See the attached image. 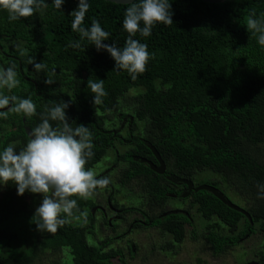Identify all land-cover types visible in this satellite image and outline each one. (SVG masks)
Here are the masks:
<instances>
[{
  "label": "trees",
  "instance_id": "trees-1",
  "mask_svg": "<svg viewBox=\"0 0 264 264\" xmlns=\"http://www.w3.org/2000/svg\"><path fill=\"white\" fill-rule=\"evenodd\" d=\"M45 2L47 8L15 21L0 8V69L15 65L19 80L18 86L0 88V93L30 98L36 105L31 117L12 112L6 119L0 117V151L9 144L17 151L25 147L49 102L64 101L69 105V124L84 125L91 133L94 155L86 169H95L115 153V164L126 165L118 185L129 193L136 190L140 206L115 203L114 192L109 201L123 216H140L131 224L135 230L151 228L171 237L162 250L173 251L183 244L187 227L193 226V208L206 221L202 238L215 257L227 254L246 237L264 236V199H258L257 188L264 184V46L248 29L251 19L264 18V0L223 4L169 0L174 23L156 25L148 37L139 33L134 37L154 54L136 80L125 71H114L109 53L72 31L71 13L79 0H64L61 10L53 0ZM88 3L82 26L90 28L93 19L99 21L110 34L105 43L122 48L128 37L124 15L130 5ZM76 42L79 47L71 46ZM32 59L46 67L35 71ZM47 78L54 83L46 84ZM91 78L104 80L106 95L97 106L87 87ZM131 92L136 94L126 101L128 112H122ZM115 113L125 123V136L109 127L112 121L107 118ZM50 123L54 128L58 124ZM153 149L166 165L163 175L142 162L159 165ZM202 174L214 176L205 185L227 201L231 200L227 192L239 198L245 208L238 207L247 215L210 191H198L203 185L196 179ZM172 177L192 181L193 189L173 183ZM103 188L113 191L110 184ZM76 199L75 218L89 211L82 223L75 225L72 218L56 233L41 232L32 219L42 196L30 192L19 196L14 184L5 185L0 193V264H33L47 251L64 249L71 258L64 264H126L124 252L112 248V239L90 243L96 206L90 199ZM187 201L189 210L165 211L170 202ZM259 258L257 264H264V253Z\"/></svg>",
  "mask_w": 264,
  "mask_h": 264
},
{
  "label": "clouds",
  "instance_id": "clouds-1",
  "mask_svg": "<svg viewBox=\"0 0 264 264\" xmlns=\"http://www.w3.org/2000/svg\"><path fill=\"white\" fill-rule=\"evenodd\" d=\"M64 0H53L57 10L62 9ZM45 0H0V8L6 10L10 21L27 18L34 15L37 9L47 8ZM88 0H79L78 7L71 13L73 32L80 35V39H87L95 48L106 51L115 61L114 71H125L132 80H136L147 70L148 62L154 54H150L146 44L134 37L139 33L143 37L151 35L158 24H173L172 5L169 0H131L126 9L123 29L128 37L124 46L117 47L114 43H105L109 33L105 31L99 21L93 19L90 28L83 27L85 17L89 11ZM255 17V13L253 14ZM249 31L258 34L259 45L264 46V18L250 20ZM79 47V42L71 45ZM34 70L39 72L46 65L30 60ZM46 84L54 81L47 78ZM15 65L0 69V88L11 90L18 86ZM87 87L93 93V104L100 105L106 95L104 80H88ZM40 114V123L32 129L28 143L17 151L14 144H9L0 151V184L12 183L16 186L19 196L26 192L42 196V202L36 208L32 222L41 232L56 233L57 230L70 222L74 217V210L79 211L77 199L92 198L97 187H105L109 180L96 178L93 169H86L92 151L91 133L84 125L75 128L68 122L66 109L68 103L64 101H50ZM0 117L7 118L9 112L31 117L36 114V105L28 99L7 96L0 93ZM50 121L58 122L54 128ZM258 199H264V184H257ZM81 216L86 213L81 212Z\"/></svg>",
  "mask_w": 264,
  "mask_h": 264
},
{
  "label": "rangeland",
  "instance_id": "rangeland-1",
  "mask_svg": "<svg viewBox=\"0 0 264 264\" xmlns=\"http://www.w3.org/2000/svg\"><path fill=\"white\" fill-rule=\"evenodd\" d=\"M17 48V45H14ZM136 93L131 92L126 100L123 102L122 112H128L127 106L129 99H131ZM107 116V115H106ZM119 114H110L107 119L110 118L112 121L109 124L111 130L120 131L122 135H126L127 131L122 127L119 120ZM115 121V123H114ZM111 125V126H110ZM118 151L124 153L125 148L117 146ZM126 168L125 164H115V153L110 152L108 157L95 169L96 178L108 177L109 183L115 190L116 201L126 207L140 206L136 198L138 197L137 191L129 193L124 189H121L118 185L120 174L122 170ZM104 173H106L104 175ZM108 174V175H107ZM214 176L200 175L196 179V183L205 185L209 178ZM5 185L0 184V193H3ZM108 190L106 188L99 187L95 190L94 195L90 200L96 206L95 220L90 222L92 226V232L89 236V241L92 244L97 245L101 240L110 238L113 240V249H120L124 252L126 264H250L258 263L260 260V254L264 253V236L260 233L246 237L243 239L238 246L230 250L227 254L215 257L206 245L205 240L202 236L205 233L206 221L196 212L193 208L191 209V217L193 226H188L186 231V238L183 244L177 246L173 251H164L162 246L171 240L169 236H163L156 229H140L131 230L130 224L135 219L136 215H129L126 222L118 223V228L115 233L112 227L108 226L104 216L99 209H103L108 212V218L111 217V213L107 207ZM230 201L237 206L245 208V204L237 198L234 194L227 192ZM190 203L187 202H170L165 207L167 212H176L178 210H189ZM159 211H157L158 213ZM86 215L79 216L72 219L73 224L82 223L88 216L89 211L85 210ZM140 218V217H139ZM89 223V224H90ZM130 245L136 247L135 250L130 248ZM69 250L64 249L62 252L47 251L46 253L39 256L33 264H64L70 261Z\"/></svg>",
  "mask_w": 264,
  "mask_h": 264
},
{
  "label": "water",
  "instance_id": "water-1",
  "mask_svg": "<svg viewBox=\"0 0 264 264\" xmlns=\"http://www.w3.org/2000/svg\"><path fill=\"white\" fill-rule=\"evenodd\" d=\"M102 1H105V2H108V3H113V4H117V5H130V2L131 0H102ZM137 1V0H135ZM204 3H208V4H223L229 0H200ZM153 152L159 162V165H154L153 163L149 162V161H146V160H142L143 163L145 164H148L150 166V168L158 173V174H165L166 172V165L165 163L163 162V160L160 158L159 154L153 149ZM171 181L175 184H183V185H186L188 186L189 190H192L193 187H194V183L192 181H188V180H183V179H179V178H175V177H172L171 178ZM198 191L199 190H207V191H210L212 193H214L223 203H225L226 205L230 206L231 208H234L242 213H244L245 215H247V213L241 209L240 207L236 206L235 204H233L232 202L230 201H227L224 196L219 193L215 188L213 187H210V186H206V185H203L201 186L200 188L197 189ZM189 193H185L183 195V197H187ZM177 212V211H176ZM250 264H257V263H250Z\"/></svg>",
  "mask_w": 264,
  "mask_h": 264
},
{
  "label": "flooded vegetation",
  "instance_id": "flooded-vegetation-1",
  "mask_svg": "<svg viewBox=\"0 0 264 264\" xmlns=\"http://www.w3.org/2000/svg\"><path fill=\"white\" fill-rule=\"evenodd\" d=\"M122 127L123 128H125V123H123L122 124ZM117 132H120V131H116V134H118ZM124 136V135H123ZM166 173V172H165ZM106 173H104V175H105ZM108 175V174H107ZM104 178H105V176H104ZM107 179H108V177H106ZM110 183H108V185H109ZM110 186L112 187V189H113V191H110V190H108V192L109 193H112V192H114V196H113V199H114V202L116 203L117 201H116V196H115V190H114V188H113V186L110 184ZM99 188V187H98ZM122 189V188H121ZM110 198H109V194H108V198H107V207H108V210H109V212L111 213V217L110 218H108V212H106L105 210H101V209H99L98 210V212H101L102 214H103V216H104V219H105V221H106V223H107V225L108 226H110V227H112V230L115 232V233H117L118 231H116V229L118 228V223H120V222H126V219H127V217L129 216V215H125V216H123V215H121L120 214V211L118 212V211H116L115 209H114V207L112 206V202L110 203ZM118 203V202H117ZM122 206V205H121ZM95 210V209H94ZM178 211H181V210H178ZM95 212V211H94ZM132 215H136V217H135V219L133 220V222L135 223V222H137V221H139V215L138 214H132ZM132 222V223H133ZM131 223V224H132ZM131 224H130V227H131V230H135L132 226H131ZM137 230V229H136ZM132 246V250H135V246L134 245H131Z\"/></svg>",
  "mask_w": 264,
  "mask_h": 264
}]
</instances>
